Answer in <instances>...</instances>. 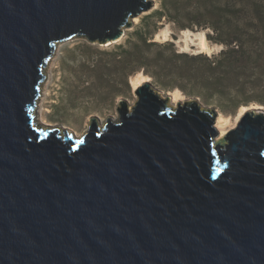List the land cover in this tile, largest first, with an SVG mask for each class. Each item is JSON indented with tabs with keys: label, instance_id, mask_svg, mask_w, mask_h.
<instances>
[{
	"label": "water",
	"instance_id": "obj_1",
	"mask_svg": "<svg viewBox=\"0 0 264 264\" xmlns=\"http://www.w3.org/2000/svg\"><path fill=\"white\" fill-rule=\"evenodd\" d=\"M150 0H0V264H264V112L218 113L150 82L116 121L39 122L74 40L119 41Z\"/></svg>",
	"mask_w": 264,
	"mask_h": 264
},
{
	"label": "rangeland",
	"instance_id": "obj_2",
	"mask_svg": "<svg viewBox=\"0 0 264 264\" xmlns=\"http://www.w3.org/2000/svg\"><path fill=\"white\" fill-rule=\"evenodd\" d=\"M150 1L151 9L136 17L119 41L90 45L74 40L53 55L39 100L40 123L47 122L63 133L79 136L93 119L101 126L109 119L116 121L115 108L121 101H127L132 108L136 101L132 79L139 73L127 76L130 60L125 59L119 47L128 46V39L137 31L147 34L150 43H156L143 47L140 55L151 63L149 69L155 77L146 76L162 98L171 97L173 91L178 90L185 98L183 103L198 102L205 109L217 111V120L220 116L229 120L228 130L236 125L241 107L260 106L264 112V25L239 29L238 35L243 37L246 46L238 59H248L246 66L223 62L220 69L213 70L208 59H226L220 56L226 46L215 41L213 31L189 29L205 31L210 51L200 52L193 43H190L192 50L187 51L184 30H178L173 21L159 16L166 3L170 6L176 1ZM176 5L190 6L182 2ZM188 23L182 21L181 25ZM256 28L259 33L252 32ZM164 29L169 30V38L162 37ZM194 40L197 39L194 37ZM218 76L224 78L220 84L207 81L209 77L217 79ZM200 78L206 80H198ZM222 138L219 131L218 140Z\"/></svg>",
	"mask_w": 264,
	"mask_h": 264
},
{
	"label": "trees",
	"instance_id": "obj_3",
	"mask_svg": "<svg viewBox=\"0 0 264 264\" xmlns=\"http://www.w3.org/2000/svg\"><path fill=\"white\" fill-rule=\"evenodd\" d=\"M176 2L165 4L163 11L159 13L160 18L164 17L173 21L178 30L193 29L195 27L211 29L216 35L215 41L225 45V49L220 52L221 58L208 61L213 70L220 69L223 62H228L232 65L246 66L248 59H238L244 53L245 44L243 37L238 35L239 29L244 26H260L264 25V0H174ZM177 2H182L186 7H178ZM218 18V22L216 21ZM226 18V20H225ZM224 19V20H223ZM182 21L188 25H181ZM259 33V28L252 30ZM212 39V37H210ZM147 34L136 32L131 36L127 44L128 46L120 45V53L129 59L128 75L143 73L155 77L150 71L151 66L146 57L140 55V50L143 47H148L151 44ZM246 42V41H245ZM187 54V53H186ZM239 54V57H238ZM179 56L183 54H178ZM142 59V60H141ZM205 81L206 79H198ZM223 77L217 79H207L208 82L214 81L222 83ZM239 106V105H238Z\"/></svg>",
	"mask_w": 264,
	"mask_h": 264
},
{
	"label": "bare ground",
	"instance_id": "obj_4",
	"mask_svg": "<svg viewBox=\"0 0 264 264\" xmlns=\"http://www.w3.org/2000/svg\"><path fill=\"white\" fill-rule=\"evenodd\" d=\"M183 32L185 33L183 35V39L186 42L185 49L187 51L192 50V48H190V43H193L195 46H198V48L201 50L200 52L210 51V47L208 45V41H207V38H206L205 31H203V32H199V31L193 32L192 30L187 29V30H184ZM161 35H162V37L169 38L170 37L169 30H165L164 29L161 32ZM194 37L197 40H194ZM182 41L179 42V43H182ZM180 47H181V45H180ZM149 80H150L149 76H146V75H144L142 73H139L136 77H133V79H132V84H133L134 90H137L139 87L144 85V83L148 82ZM171 97H172L171 98L172 105H177L178 103H182V102L185 101V98L183 97V95L178 90L173 91ZM259 108H261V107L260 106H251V107H244L243 106V107H241L240 110H239V115H238L237 120H236V125L234 127H232L231 130L230 129L229 130L232 131V130L236 129L238 123L240 122L242 117L247 112L252 111V110H256V109H259ZM44 125L49 126L50 128L53 127L50 123H47V122ZM230 126H231V122L229 120H227L223 116H220L218 118L216 127L221 132L222 137H225L230 132L228 130V128ZM76 137H78V136H76Z\"/></svg>",
	"mask_w": 264,
	"mask_h": 264
}]
</instances>
